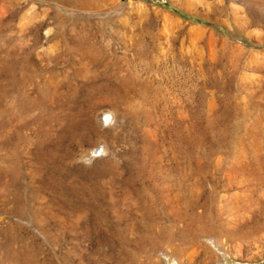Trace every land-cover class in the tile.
<instances>
[{
	"label": "rangeland",
	"instance_id": "374dc122",
	"mask_svg": "<svg viewBox=\"0 0 264 264\" xmlns=\"http://www.w3.org/2000/svg\"><path fill=\"white\" fill-rule=\"evenodd\" d=\"M0 264H264V0H0Z\"/></svg>",
	"mask_w": 264,
	"mask_h": 264
}]
</instances>
